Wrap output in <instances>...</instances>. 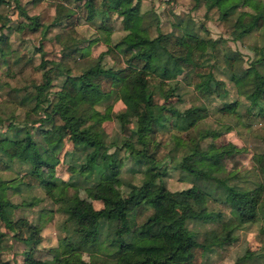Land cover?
Here are the masks:
<instances>
[{"label": "trees", "instance_id": "16d2710c", "mask_svg": "<svg viewBox=\"0 0 264 264\" xmlns=\"http://www.w3.org/2000/svg\"><path fill=\"white\" fill-rule=\"evenodd\" d=\"M13 1L18 5V0ZM73 1L60 0L55 7L54 24L64 19L63 31L52 36L59 45V54L47 59L37 47L41 54L35 66L40 71L37 80L31 74V56L8 45L7 33L1 28L11 27L6 21L10 0H0V66L8 67L12 83L3 103L22 104L34 110L38 116L30 123L38 122L36 129L43 138L41 145L25 123L16 124L12 119L5 124L9 133L0 132V222L13 239L27 243L20 261L13 263L0 255V264H50L36 256L34 250L41 239L42 222L51 217L52 209L40 207L36 221L12 215L16 207L32 206L40 200L31 192L33 186L40 188L63 214L60 224L64 231L58 239L53 264H200L199 256L204 251L233 240L236 227L264 215V137L262 148L251 152L250 165L243 172L230 167L223 176H215L195 169L205 177V185L192 182L174 189L166 187L163 175L167 166L190 168L186 161L193 155L214 158L224 166L223 159L242 147L213 139L234 123L249 127L264 121V38L243 65L239 54L230 55L216 39L199 36L185 24L178 33L156 27L153 34L147 35L143 32L146 25L139 23L143 37L125 38L123 34L112 39V16L119 17L122 27L128 29L125 20L135 13L132 0H125L123 13L113 5L117 0H76L74 7L70 6ZM213 6L219 17L230 20L232 38L264 25V0H212L206 8ZM72 8L90 21L95 20L101 35L87 38V44L101 40L107 46L111 64H104V50H100L86 70L75 67L74 58L84 54L86 46H80V51L76 48ZM22 12L28 20L17 21L14 29L27 28L42 37L47 24L39 22L36 15ZM152 53L157 58L150 63ZM177 77L191 85L201 98L218 100L211 106L204 101L176 106L168 96L175 92ZM225 80L231 82L236 93L227 99ZM115 100L123 107L114 111L110 105ZM99 104L110 107L117 121L118 143L106 142L101 134L99 128L105 115L100 113ZM209 113L215 116L216 127L197 125L196 137L175 131L170 133L171 146L166 152L157 151V143H153L156 150L151 148L153 130L165 126V120L171 127L187 132ZM60 137L69 140L75 149L84 150V161L75 168L83 175L95 170L100 176L107 168H118L126 158L143 165V176L138 183H126L125 194L115 192L110 179L98 177L84 187L88 198L71 197L69 182L54 173L58 162L54 147ZM206 137L211 140L204 141ZM110 145L121 149L122 155L112 157L107 152ZM178 146L179 155L174 158ZM14 163L18 169L13 168ZM38 165L41 170L36 169ZM12 193L20 195L19 201L12 200ZM92 200L100 205L94 206ZM227 216L231 219L222 222ZM187 220L219 223L220 228L197 240ZM160 222L167 223L175 245L184 247L179 258L155 247L136 248L122 239L124 232L134 233ZM79 252L90 257L81 258ZM231 264H264L261 233L257 247L245 249Z\"/></svg>", "mask_w": 264, "mask_h": 264}, {"label": "rangeland", "instance_id": "374dc122", "mask_svg": "<svg viewBox=\"0 0 264 264\" xmlns=\"http://www.w3.org/2000/svg\"><path fill=\"white\" fill-rule=\"evenodd\" d=\"M60 0H18V5L13 0H10V6L6 12V18L8 25L11 26L9 29L2 27V31L7 33V40L9 47H17L25 50L26 53L31 56L32 59V71L31 74L39 80L40 71L35 67L38 62L40 51H42V57L51 59L55 58L59 54V45L52 39L55 32L63 31V18L60 23L54 24V18L57 16L55 7ZM212 0H132L130 5L132 11L135 13L126 21H128V29L125 30L124 25L119 22V17L112 16L110 20V36L112 39L123 35L125 38L136 39L153 34L156 27L162 31L171 30L178 33L182 25L185 24L190 30L202 37H210V39H216L222 48L230 55L239 54L243 65H245L254 55L255 47L262 43L264 35V25L251 32L242 35L238 38H232L230 30V20L228 18H221L218 16L216 7L206 8L207 4ZM252 2V1H251ZM76 0L70 6H73ZM253 3V2H252ZM118 10L122 13L127 5L125 0H117L114 3ZM74 7V6H73ZM242 8V7H239ZM244 8V7H243ZM74 13L73 27L77 32L76 37V48L80 51V46L85 45L86 51L84 54H77L73 60L75 67L80 70H86L90 61L93 60L98 51L104 50L102 61L108 65L112 63L107 53L106 45L101 40H96L87 44V38L101 35L95 28V20H89L88 16L79 14L76 8H72ZM26 15H36L39 22L47 24V29L42 37L39 35H33L29 29L24 28L23 30L14 29V25L17 21H27L23 12ZM98 15L99 13L95 11ZM139 14L143 15L140 19ZM124 22V23H125ZM139 23L146 25L145 30L142 32ZM8 29V30H7ZM64 33V32H63ZM40 48V51L37 49ZM78 52V50H77ZM157 58L155 53L151 54L149 62H154ZM228 87V94L225 99L235 96L233 85L230 81L225 80ZM173 84L174 80H170ZM175 83L177 84L175 92L168 96L176 106L182 108L191 103H197L199 101L206 102L209 106L213 105L218 99L216 98H201L197 91L191 86L186 85L178 77ZM11 77L9 74L8 67L4 65L0 66V106L2 112L0 114V132L9 133V130L5 129L7 120L16 124L25 123L29 127V131L32 137L38 141L41 145L43 144V138L36 129L37 121L31 122L32 118H36L38 114L34 113V110L23 106L22 104L11 103L6 105L3 100L7 98L5 91L11 85ZM21 93V92H20ZM176 93V95H175ZM177 97V98H176ZM100 113H104V119L100 125L101 134L106 142L112 141L118 143V124L115 118L112 116L110 109L118 110L123 105L115 100L112 102L110 107H103L102 104L97 105ZM242 110V107H238ZM132 118V117H131ZM226 119V118H224ZM227 120V119H226ZM230 123L234 120H229ZM199 126H211L216 127L215 116L209 113L203 120L198 124H193L187 132L179 131L171 127L170 122L165 120V126H157L154 128L152 133L151 148L161 153L166 152L165 150L171 146L170 133L178 132L182 136H195L197 135L196 128ZM264 137V121L261 123H252L249 127H245L241 123H234L232 127L226 131H223L219 136L213 139L214 142L231 141L241 146L242 149L234 153L231 157H225L224 166L217 163L214 158H202L199 155H193L186 161L188 166L191 168L178 167L166 168V173L163 175V181L166 187L169 189L180 188L188 185L189 183H196L199 186L205 185L206 179L204 176L197 174L195 169L204 170L215 176H223L225 169L230 167H236L241 172L243 169L250 165V154L255 149H260L263 146ZM211 139L206 137L204 141H210ZM157 146L156 148L154 147ZM178 150L174 152V158L179 155ZM55 155L57 157V164L55 165L54 173L66 179L69 182L68 194L74 198H88V195L84 187L93 182L98 177L108 178L111 180L113 189L115 192L125 194L127 192L128 182L138 183L143 176L142 169L143 165L134 163L131 159L124 158L122 164L118 168H107L100 174L93 170L88 175L79 173L75 168L84 161V150L75 149L72 143L64 138H59L55 147ZM107 152L112 157H118L122 155V150L117 149L114 145H110ZM167 157V156H166ZM166 159V158H165ZM171 163V162H169ZM17 164H13V168L18 169ZM70 166L74 169L69 168ZM42 166H36V169L41 170ZM194 169V170H193ZM16 171V170H15ZM19 172V171H18ZM44 172V171H43ZM4 174L9 173L4 171ZM211 184L207 182L209 187ZM31 192L35 193L40 197V200L32 206H18L13 210V216H25L28 220L36 221L38 209L40 207H50L52 209V215L50 218H46L42 222L40 228V241L35 245L34 254L44 261L53 264L55 262V254L58 250V239L60 238L63 229L60 221L63 218V214L56 209L57 204L50 198L46 197L40 188L33 186ZM24 194V191L21 192ZM12 200L19 201L20 195L12 193ZM211 199V197L209 196ZM212 202V201H210ZM209 202V203H210ZM94 206H99L100 202L92 200ZM210 206H214V203H210ZM230 216L223 218L222 222L229 221ZM187 225L193 229L197 240H201L204 237H208L213 233L214 230L220 228L219 223L213 222H199L193 220H187ZM0 255L3 258L9 259L15 263L20 261L22 258L21 252L27 247V243L13 239L8 233L9 231L0 222ZM235 238L221 246H213L210 250L204 251L199 256L200 264H231L237 257L242 255L245 249H255L259 243V236L264 239V215L260 216L256 220L245 222L233 231ZM122 239L136 248L142 247H155L163 253H172L177 258L180 257L183 252V246L175 245L174 241L170 236V230L166 222H160L153 226H147L136 232L128 231L122 234ZM78 255L81 258H89L90 256L84 252H79Z\"/></svg>", "mask_w": 264, "mask_h": 264}]
</instances>
